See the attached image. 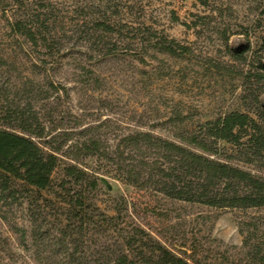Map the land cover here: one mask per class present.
I'll return each instance as SVG.
<instances>
[{
    "label": "rangeland",
    "instance_id": "1",
    "mask_svg": "<svg viewBox=\"0 0 264 264\" xmlns=\"http://www.w3.org/2000/svg\"><path fill=\"white\" fill-rule=\"evenodd\" d=\"M260 2L0 0V125L17 132L24 124L32 130L40 125L45 131H73L74 138L91 127V134L109 140L134 131L168 138L176 132L173 120L179 114L186 116L185 126L194 128L221 113L244 111L238 79L207 62L247 69L230 60L225 48L239 40L253 49L261 44ZM36 15L52 32L47 51L11 28L14 18ZM103 20L128 26L108 35L95 25ZM155 30L191 53L182 58L158 53L149 44V32ZM232 162L264 177V168ZM101 173L98 190L91 194L100 209L118 215L119 228H142L175 253L192 254L206 264H245L240 224L254 220L258 233H264V208L215 209L175 201ZM60 176L61 167L52 178ZM14 185L16 201L0 215V264H58L61 258L50 252L39 263L33 260L29 208L38 211V224L54 236L65 223V206L41 193L50 200L44 202L22 183ZM13 226L25 230L24 245ZM98 226L86 224L82 234L72 236L87 261L99 258L103 246L113 245L118 236L117 230L104 232L106 227ZM258 239L264 242L263 235Z\"/></svg>",
    "mask_w": 264,
    "mask_h": 264
},
{
    "label": "trees",
    "instance_id": "2",
    "mask_svg": "<svg viewBox=\"0 0 264 264\" xmlns=\"http://www.w3.org/2000/svg\"><path fill=\"white\" fill-rule=\"evenodd\" d=\"M259 14L264 17V0L260 2ZM6 22L9 27V19ZM95 25L108 35L119 34L120 29L128 26L110 20ZM11 28L31 45L50 49L52 32L39 15L14 18ZM149 34L150 47L158 53L174 58L191 53L189 47L156 30ZM225 53L247 69L207 63L210 68L238 79L244 111L221 113L194 128L185 126L186 116L179 114L173 120L176 132L168 138L134 131L112 140L102 139L91 134L92 127L79 130V138H74L73 131H45L40 125L32 130L24 124L19 126L20 132L0 125V215L11 201H16L14 182L36 191L46 203L50 200L41 193L65 206V223L54 236L38 224V211L29 208V239L35 263L50 252L59 255L58 264H206L192 254L175 253L142 228H119V216L104 213L91 196L98 190L101 171L132 187L175 201L215 209L264 208V177L232 162L264 168V36L256 49L239 40L226 46ZM220 143L229 148L220 149ZM87 161L102 163V167H91ZM60 167L61 176L54 181L53 173ZM86 224H100L106 227L104 232L118 233L113 245L103 246L101 258L90 261L78 254L72 240L73 235L85 231ZM12 229L24 245L25 230L16 226ZM258 230L254 220L240 224L242 247L248 260L245 264H264V242L258 239L264 233Z\"/></svg>",
    "mask_w": 264,
    "mask_h": 264
}]
</instances>
